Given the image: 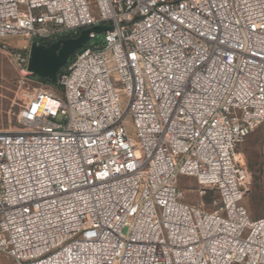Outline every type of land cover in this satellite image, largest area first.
<instances>
[{"label":"built area","instance_id":"obj_1","mask_svg":"<svg viewBox=\"0 0 264 264\" xmlns=\"http://www.w3.org/2000/svg\"><path fill=\"white\" fill-rule=\"evenodd\" d=\"M93 1L96 17L88 0H0V40L26 49L101 28L54 88L27 96L21 128L0 129V254L264 264V217L244 204L236 153L264 123V0ZM182 176L211 210L184 202Z\"/></svg>","mask_w":264,"mask_h":264},{"label":"rangeland","instance_id":"obj_2","mask_svg":"<svg viewBox=\"0 0 264 264\" xmlns=\"http://www.w3.org/2000/svg\"><path fill=\"white\" fill-rule=\"evenodd\" d=\"M88 1L91 14L96 17L95 3L93 0ZM101 40L102 35H99L96 41L90 40L89 44L92 46ZM25 45L26 41L23 38L9 37L0 40V129L2 130L21 128L17 122V114L34 89H51L56 86L50 84L47 77L23 72L22 74L26 73L24 78V75L20 74L23 67L20 60L29 56V49H26ZM57 122L61 121L57 120ZM126 126L129 134L134 136L131 120L126 121ZM236 153L249 175L244 204L252 219L264 217V123L238 146ZM178 189L183 193L184 202L195 206L204 202V207L211 210V196L205 198L199 196V187L194 178L179 177ZM0 264H14V262L0 254Z\"/></svg>","mask_w":264,"mask_h":264},{"label":"water","instance_id":"obj_3","mask_svg":"<svg viewBox=\"0 0 264 264\" xmlns=\"http://www.w3.org/2000/svg\"><path fill=\"white\" fill-rule=\"evenodd\" d=\"M91 30L100 32L101 28L94 27ZM91 30L81 31L76 38L64 39L48 47L31 43L27 70L39 77H47L51 82H56L58 71L88 41V34Z\"/></svg>","mask_w":264,"mask_h":264},{"label":"trees","instance_id":"obj_4","mask_svg":"<svg viewBox=\"0 0 264 264\" xmlns=\"http://www.w3.org/2000/svg\"><path fill=\"white\" fill-rule=\"evenodd\" d=\"M61 70H62V69H60V70L58 71V74L61 73ZM48 81H49L50 84L55 85V82H51L50 80H48Z\"/></svg>","mask_w":264,"mask_h":264}]
</instances>
